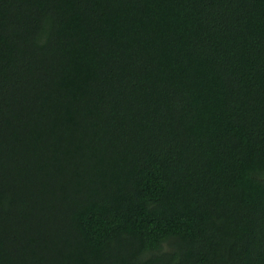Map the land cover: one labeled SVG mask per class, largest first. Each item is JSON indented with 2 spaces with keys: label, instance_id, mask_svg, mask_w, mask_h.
<instances>
[{
  "label": "trees",
  "instance_id": "16d2710c",
  "mask_svg": "<svg viewBox=\"0 0 264 264\" xmlns=\"http://www.w3.org/2000/svg\"><path fill=\"white\" fill-rule=\"evenodd\" d=\"M0 264H264V0H0Z\"/></svg>",
  "mask_w": 264,
  "mask_h": 264
}]
</instances>
